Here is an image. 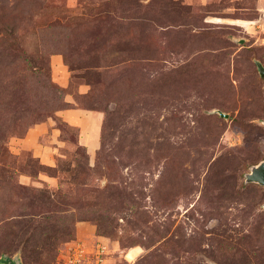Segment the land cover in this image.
Returning a JSON list of instances; mask_svg holds the SVG:
<instances>
[{
  "label": "rangeland",
  "instance_id": "obj_1",
  "mask_svg": "<svg viewBox=\"0 0 264 264\" xmlns=\"http://www.w3.org/2000/svg\"><path fill=\"white\" fill-rule=\"evenodd\" d=\"M264 0H0V264H264Z\"/></svg>",
  "mask_w": 264,
  "mask_h": 264
},
{
  "label": "water",
  "instance_id": "obj_2",
  "mask_svg": "<svg viewBox=\"0 0 264 264\" xmlns=\"http://www.w3.org/2000/svg\"><path fill=\"white\" fill-rule=\"evenodd\" d=\"M259 69L261 75L264 77V68L260 64H259ZM247 181L264 185V161L252 169L251 173L247 175ZM6 261H8L9 264H21L20 261H12L9 259Z\"/></svg>",
  "mask_w": 264,
  "mask_h": 264
}]
</instances>
